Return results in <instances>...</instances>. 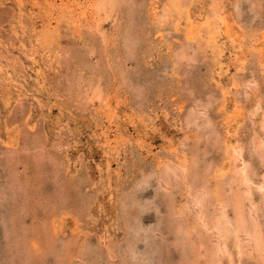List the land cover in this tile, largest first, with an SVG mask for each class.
<instances>
[{
  "label": "bare ground",
  "instance_id": "obj_1",
  "mask_svg": "<svg viewBox=\"0 0 264 264\" xmlns=\"http://www.w3.org/2000/svg\"><path fill=\"white\" fill-rule=\"evenodd\" d=\"M244 1L249 3V9H251L252 13H254L253 11H255L256 8H260L258 7L260 0H230V2H228V0H13V3L18 9L16 8L17 11H14L16 15L12 17L13 20L15 19L16 25L12 24L11 32H13V34L11 35L16 38L18 37L17 42L19 43L15 44H19V47L17 46V51L19 53L12 55V60H17L19 62L12 63L13 61H10L11 58H6L3 53L0 55V103L9 113L13 111L15 105H20L22 103L21 99L24 97H26L28 102L32 103V106L23 114V117L11 119V121L8 120L9 123L4 118L7 136L5 139L1 137L0 142L4 145L7 153L11 152L13 154V152L16 151L15 149L21 146L20 143L22 139L27 140L31 144L32 149H36L35 152L38 157L50 159L49 161L52 162L53 165L61 166L64 164V171H67L70 166L71 168L74 167V171H78L76 170L78 163L81 164V161L85 160L82 159V156H80V158L75 157V155L72 156L69 149V141L61 136L63 131H66L64 128H66L68 124V120H66L68 117L67 114H74L75 111H78L79 121L85 118L88 122L86 124L89 127L90 124L92 125V130L90 129L91 127L88 129L95 135L93 141L94 143L96 141V150L99 151L100 154V158L96 162H92L95 163L96 174H98L96 176H99L98 180H104L102 185L105 184V186L108 187L110 185V189L107 188L109 192L112 188V179L119 180L121 177H125L123 174V165L128 147H133L138 152H145L147 155L150 154L154 163L150 169L139 173L140 175L133 182V188L147 185L150 178L154 176L158 183V187L163 189L165 193H169L170 196L171 187H173V189L175 188V190L176 187L180 188V195L183 196L184 200L182 201L181 199L176 202V204H178L171 207V209H173V212L172 210L171 212L173 214L172 217L176 219V221L179 220L176 223L177 233L180 235V239L188 242L190 254L191 251L193 252V259L187 261L185 264H244L248 259L254 261V264H264V94H262L263 96L261 95L262 91H260L259 86L261 79L260 75L264 73V26L255 27L252 25V21L254 20L253 14H250L251 16L248 17L243 16L245 15L244 13H246H243L245 9L241 8V5L245 4L243 3ZM258 10L259 9H257V12ZM262 11L264 10H261V12ZM37 25L38 27H36ZM25 33L29 41H24L26 37ZM0 35L3 36V34ZM63 37L68 40V42H71L70 45L73 42L76 43V45L73 43L74 47L78 46L77 48L80 51L78 54H70L72 57L70 60L67 58L68 54L65 53L72 52L76 49L70 50L72 45L70 49H68V47L65 49L59 42L61 40L60 38ZM2 42L0 43L1 48H3V46L5 47V44L3 45ZM11 46L13 47V45ZM4 49L6 50V48ZM197 49L200 50L202 58L208 59H206L208 64L205 67L207 70L204 73L208 72L207 75H209V77H206V75L204 77L207 79L204 78L203 80L205 81L206 79L208 81V78L211 77V81H209L219 90H217L219 95L216 97L219 101H217L219 103V116H216L220 117L223 115L224 118L221 124L225 126L224 130L222 129L223 132L220 133L219 125L216 127L212 119L207 116L206 113L212 111L209 105H211L215 99L212 98V95H207L205 90L204 92L201 91L202 89L199 88L200 84L198 83L199 87L197 88L200 89L198 92L206 93L207 96L202 93V97L204 95L205 99L202 101L200 100L199 104L196 103L192 105L190 103L192 106L189 107L188 105V107H186L189 108L187 112H185L186 110H182L184 106L182 105L183 101L181 104H177L178 107H173L175 115L169 114V107V111L165 109L164 112H160V117L167 120L168 125L163 129H160V126V128L158 127V129H160L158 131L160 142L158 145L154 146L149 130H153L152 125H154L155 122L149 119V116H145L146 112L136 114L137 108L135 110L136 105L138 107H143L146 103V96L151 94L147 95L150 92L149 89H152V86H147L149 81L147 82V80L145 81L141 78V80L139 78L132 80L129 73L134 71V74L137 76L140 72L137 70L136 66L145 68L147 64L152 65L153 59L158 57L162 58V56L171 57V55L174 57L172 60L175 59L173 63L177 66V71L181 62L186 63L187 67L191 64L194 65L196 61L195 51ZM226 49L228 51L227 54L225 51ZM164 53L166 55H163ZM19 54H21V56ZM250 57H252L253 60L250 61ZM128 60H133L134 63L127 64ZM168 60L171 62L170 58H168ZM24 61H28V63ZM69 61L75 64L72 70L64 75L68 76V80H70L73 86L65 89V92L63 91L66 95L64 96L62 93L56 91L57 89L54 90L53 86L49 84L52 82L53 78L50 75L59 73V66L68 69V64L71 63ZM166 62L168 61L166 60ZM109 66L112 71L111 75L107 72ZM87 67L91 69L90 73L86 71ZM164 67L167 68L166 66ZM247 69L249 70V75L246 73ZM169 70L171 69H168V71ZM186 72H188V70ZM196 73L201 72L198 71ZM257 73H259V76ZM145 74H147V72L144 71V75ZM175 75L174 78H176ZM197 75L201 81L200 76L202 74ZM60 76L61 75H59V77ZM195 77H197L196 74ZM177 78L178 80L180 79L178 76ZM28 79L31 80V84L26 85ZM185 81L186 87L192 89V84L194 82L191 83L192 80L189 81L188 78L185 79ZM179 83H181V81ZM173 87L175 89L176 85ZM182 89L181 91H183ZM193 89H195V86ZM186 91L187 90H185V92ZM231 91L233 93H231ZM154 93L152 92L151 95ZM193 93L197 94L194 90ZM211 93H213V90ZM150 96L148 99L152 97ZM156 96L158 97V95ZM166 97L167 96H165V98ZM197 99L199 101L200 98ZM228 100L232 101L230 106L227 103ZM193 101L195 100L192 99L191 102ZM156 102L157 100L155 103ZM163 103H165V101ZM121 105H123V109L120 113ZM145 105L147 106V104ZM145 105L144 107H146ZM45 107H47L46 111ZM52 109L57 111L53 117L55 120L52 122L53 146L47 147L48 145H45L47 143L49 144V140L47 141L45 139H47L49 135L45 134V128L41 132H38L37 121H39V116L37 112H39L40 117L43 119L44 117H48L45 115V112L51 114ZM209 109L211 111H209ZM206 110L208 111L206 112ZM64 115L65 118H63ZM210 115H212V112ZM156 116H158V114H156ZM221 120H219V122ZM246 125L249 127L250 131L247 138L248 141L241 136L242 129ZM151 127L152 129H149ZM37 134H40V136ZM65 134L67 138H70L71 141L74 142L75 146L78 145L80 139L75 137L78 135V132H71L68 130ZM41 137L45 139L43 140ZM202 138L206 141L207 138H212L213 141H211V143L215 141V143L217 142L221 145V155L219 158L198 159L195 152L189 153L187 149H185L187 142L193 140L197 145ZM56 143L59 144L55 145ZM28 148L31 149L29 145ZM87 149L89 153H92L89 147ZM215 149L217 150L218 148L214 147V151ZM135 150L131 152L135 153ZM205 150L206 149H204V151ZM136 156L137 155H135V157ZM254 161L257 163H254ZM34 164L40 165V161H35ZM137 165H139V163ZM258 168H260L261 171L258 172ZM74 176L75 173H72L68 177L72 180L76 178ZM17 182L18 180L14 178L11 183L14 187H17V190L20 189L24 192V187L21 184L19 186ZM19 182L21 183V181ZM0 190L2 191V189ZM100 192L101 191H99V193ZM255 193H257L258 198L255 197ZM111 196L113 195L110 194L108 198ZM130 197L134 200V191L131 192ZM171 198L172 196L170 199ZM59 199L63 200V196L58 199L55 197V199L51 200L49 205L45 206V208H47L45 211L48 212V215L43 214V216L47 215V217H45L46 219L41 217L43 221H39L42 223L47 235L39 236L36 233L35 227L39 229L40 227L38 225L41 223L36 224L37 222L33 220L35 217L37 219L38 215L32 219L34 224H32L31 227L33 229L31 230L29 227L30 223L25 224V222H23L24 220H21V225L24 224L25 226L19 228L21 229L18 231L20 237H17L16 240L13 239L12 241L8 230L3 227V229L6 230L4 231V235L7 243V252L10 257H18V255L21 254L22 248L28 249L32 254L42 257L45 247L46 255L47 253H54V264H75V261L73 262L72 259H70L73 255L69 253L70 244L73 243L71 239L75 237L76 241H78L76 237H80L81 235L88 236V231H90V229L87 227L92 226H84V224H80L82 221L79 223L77 219L73 220V225L66 224L65 216H63L65 212L61 210V208L67 209L68 205L64 204V200H61L62 202L59 201L61 203L60 209L58 208L59 211L58 209L56 210V205L58 204L57 200ZM148 204L149 203H147V205ZM159 204L161 205V203ZM121 206L124 207L123 205ZM137 206L140 207V204ZM141 210L139 208L138 211L140 212ZM56 212L58 214H56ZM120 212L121 210L119 211V216ZM66 213L68 214L69 212L67 211ZM12 214L13 213L10 215L9 213L10 217H5L6 219H11L10 223L15 220L14 214L16 215V213ZM115 215H117V213ZM118 215L117 217L119 219ZM121 215H123V213ZM124 216L121 218H124ZM128 216H130V214ZM84 217L86 216L84 215ZM17 218L18 216L16 215V220ZM134 220L137 222L129 225L133 232L139 233L140 230L146 232L149 225L146 226L147 228L145 226L141 227L139 223L140 220L135 216ZM122 221L120 223H123ZM120 223L118 222V224ZM104 224L105 223H103V225ZM121 225L124 226V224ZM12 226L18 228V225L14 222ZM155 226L157 227V225H153V227L149 226V228L151 227L149 231L155 232ZM69 227L70 232L68 234L71 239L62 240L61 246L58 247L56 244V237L59 233H64L66 228ZM40 229L42 230L43 228ZM158 229L159 228H157V230ZM41 230H38V232L41 233ZM126 230H128V228ZM129 231H131L130 228ZM109 232L110 231H108L105 226L103 231L101 230L102 235H98V240L105 245L107 248L105 249L108 254L107 256H110L112 259L116 250L123 249L122 247L125 246V241L126 243L130 242L131 236L130 239L128 238L123 242L115 241L116 244L111 242V234ZM151 232L148 233L150 234ZM90 235L92 234L90 233ZM168 235L167 237H169ZM113 236H115V234ZM155 237L157 236L154 235L153 239H156ZM150 239L152 240V238ZM145 240L148 241L147 238H145ZM165 241H167V239ZM170 241H173V238L172 240L170 239ZM79 242L78 249H80V252H82L81 250H83L84 247H88L89 244H91V242L89 243L87 240L85 241V239ZM97 242L96 244L99 243ZM157 244L158 250L159 243ZM153 247L154 245L152 248ZM157 250L154 251L155 254ZM96 251L98 252V250ZM141 251L143 252L144 250ZM131 252H133V250ZM23 253H25V251H23ZM77 254H74L75 257H80ZM155 254L152 253V256L155 257ZM144 255L146 258L148 254L145 253ZM27 256L29 257V255ZM140 257L139 255L138 258ZM143 257L142 255L141 259ZM148 257H150V255ZM158 258L159 255L157 256V259ZM94 259L95 261L97 260L96 258ZM149 260L152 261L150 258ZM115 262H110V264H115ZM11 263H13L12 260Z\"/></svg>",
  "mask_w": 264,
  "mask_h": 264
},
{
  "label": "rangeland",
  "instance_id": "obj_2",
  "mask_svg": "<svg viewBox=\"0 0 264 264\" xmlns=\"http://www.w3.org/2000/svg\"><path fill=\"white\" fill-rule=\"evenodd\" d=\"M228 2H230V0H228ZM2 3V4H1ZM243 3L245 4H242L241 5V8L245 9L243 11L246 12L244 13L245 15H243L244 17H248V16H251L253 14L254 16V20L252 21V25H254L255 27H259V26H264V11L261 12V10H264V0H260V4L258 5V7L260 8H256L255 11H253L254 13L251 12V9L250 8V5L247 1H244ZM247 3V4H246ZM11 6H10V5ZM2 5V6H1ZM4 5V6H3ZM249 6V7H248ZM7 8V9H6ZM9 8V9H8ZM12 8V9H11ZM16 5L13 3V0H0V34H3L0 35V43L2 42L3 40V45L5 44V47L3 46V48L0 47V55L5 54V57L7 58H11L10 61L12 62V55L16 54V53H19L17 51V48L19 47V44H15V43H19L17 42L18 41V37H13V32L12 31V24L16 25V22L13 20V16H15L16 12H14L15 10L17 11L16 9ZM242 9V10H243ZM257 9L258 12H257ZM248 10V11H247ZM250 10V12H249ZM193 12V11H192ZM256 12V13H255ZM10 14V15H9ZM251 14V15H250ZM259 14V15H258ZM6 15V16H5ZM11 16V17H10ZM261 17V18H260ZM4 18V20H3ZM256 18V19H255ZM26 19V18H25ZM30 20V19H29ZM32 20V19H31ZM260 21V22H259ZM257 22V23H256ZM263 25H262V24ZM18 26V24H17ZM38 27V25L36 26ZM7 31H6V30ZM2 32V33H1ZM8 32V33H7ZM28 33V32H26ZM25 33V34H26ZM16 38V39H15ZM10 39V40H9ZM61 40L59 41L60 44L63 45V47H65V49L68 47V49L71 48V45H72V48L70 50H74L72 52H66L65 54H68L67 55V58H69L68 60H70L71 55L70 54H78L80 51L79 49L77 48L78 46H75L74 47V44L76 45V43H72L70 45L71 42H68V40H66L64 37L63 38H60ZM24 41H29L27 40V34H26V37L24 38ZM11 42V43H10ZM28 43V42H27ZM13 45V47L11 46ZM65 45V46H64ZM69 45V46H68ZM18 46V47H17ZM74 47V48H73ZM6 48V50L4 49ZM16 48V49H15ZM9 49V50H8ZM69 50V51H70ZM229 50V49H228ZM226 51V54H227V49L225 50ZM13 52V53H12ZM75 52V53H74ZM165 52V51H164ZM196 54H195V58H196V61L194 62V65L191 64V65H188L187 67V64L186 63H180V66H178L179 68L177 69L176 71V68L177 66L175 65V63H173L175 59L172 60V58H174L172 55L171 57H168V56H162L161 57H158V58H155L153 59L154 61L152 62V65L150 64H147L145 66V68H143L142 66H136L137 70L140 72L137 76L136 74H134V71L132 73H129L132 77V80H136L137 78H141L142 80H147V82L149 81V83H147V86L149 85V87H151L152 89L150 90L149 89V93L147 95H149L150 93L152 94V92L154 93L153 95H151L152 98L150 95L151 98L148 99L149 96H146L147 97V100L149 101H145L147 104L146 107H138L136 105L135 107V110L137 108V112L136 114H140V113H145V116H149V119L153 120L154 122V125L153 126V132L151 130L150 131V136H152V142L154 143V146L155 145H158V143L160 142L159 141V135H158V131L160 129H163L165 127H167L168 125V121L165 120L164 118H161L160 115L161 113L160 112H164L165 109L166 111H169V114L171 115H175L174 113V106H177L179 104L182 103V105H184L182 107V110L187 112V110H189V108H186L190 106H192L193 104L195 105L196 103L199 104L200 100H204L205 99V96L203 95L202 97V93L204 92V90L206 91L207 95H212V98L215 99L213 102L211 103V105H209V108L212 110L209 109V111L212 112V115H210L211 112H208L206 113L208 117H210V119H212V121L215 123L216 127L218 126L219 127V131L220 133L223 132L224 130V125L221 124V122L223 121V115H221L220 113V117L219 116V112H218V109H219V101L216 99L217 95L218 94V89L217 87H215V85H213V83H211V77L208 78L209 80L207 81L206 77H209V75H207V73H204L206 72L207 68H205L208 64V59L207 58H202L201 56V52L200 50H196L195 51ZM199 52V53H198ZM11 53V54H10ZM10 55V56H9ZM21 56V54H19ZM163 55H166L165 53ZM200 55V56H199ZM167 57V58H166ZM168 58L171 59V62L168 60ZM205 59V60H204ZM207 59V60H206ZM73 60V59H72ZM166 60L168 62H166ZM198 60V61H197ZM250 61L253 60L252 57H250L249 59ZM159 61V62H158ZM164 61V62H163ZM200 61V62H199ZM18 63L19 61L15 60L13 61L12 63ZM24 62H27L28 61H24ZM71 62V61H69ZM171 64H170V63ZM186 62V61H185ZM198 62V63H196ZM203 62V63H202ZM131 63H134L133 60H128L127 61V64H131ZM75 63L71 62L68 64V69H64L62 67H58L59 69V73H54V74H51L50 76L53 77L52 78V82L49 83L51 86H53V89L58 91L59 93H62L64 96H66L63 91L65 92V89H67L68 87L70 86H73L71 83H70V80H68V76L64 75L65 73L68 74L70 70H72V67ZM171 66H169V65ZM182 64V65H181ZM186 64V65H184ZM197 64V65H196ZM199 64V66H198ZM162 65V66H161ZM173 65V66H172ZM176 67H175V66ZM202 65V66H201ZM144 66V65H143ZM152 66V67H151ZM164 66H166L167 68H165ZM184 66V67H183ZM201 66V67H200ZM170 67V68H168ZM182 68V69H181ZM194 68V70H193ZM156 69V70H155ZM159 69V71H158ZM168 69H171L168 71ZM173 69V70H172ZM175 69V70H174ZM188 72H186L187 70ZM204 69V70H203ZM90 68L87 67L86 68V71H88V73H90ZM161 70V71H160ZM182 70V71H181ZM144 71L147 72V74L144 75ZM175 71V72H174ZM201 72V73H196V72ZM108 74L111 75L112 71L110 70V66H109V69H108ZM164 72V73H163ZM174 72V73H173ZM169 73V74H168ZM176 73V78L177 76L180 78L178 80H176L175 82V79L174 78V75ZM248 73L247 75H249V70L247 69V72ZM156 74V75H155ZM168 74V75H167ZM187 74V75H186ZM195 74L197 77H195ZM197 74H202L200 76L201 78V81L199 79V76ZM205 74V75H204ZM258 76H259V73H257ZM59 75H61L59 77ZM89 75V74H88ZM165 75V76H164ZM207 75V76H206ZM246 75V76H247ZM87 76V75H86ZM139 76H142V77H139ZM168 76V77H167ZM184 76V77H183ZM192 78H191V77ZM206 76V77H204ZM153 77V78H152ZM264 73L262 75H260V91L261 92V95L264 94L263 90H264ZM161 78V80H160ZM167 78V79H166ZM170 78V79H169ZM173 78V79H172ZM189 79L192 80L191 83L192 84V89H189L188 87H186V81L185 79ZM204 78L205 81L203 80ZM31 79V78H30ZM28 79L27 84H31V80ZM140 79V80H141ZM167 81H166V80ZM172 79V80H171ZM195 79V80H194ZM153 80V81H152ZM156 80V81H155ZM160 80V81H159ZM169 80H171L170 82H168ZM197 80V81H196ZM69 81V82H68ZM152 81V82H151ZM163 81V83H162ZM166 81V82H165ZM181 81V83H179ZM199 81V82H198ZM204 81V82H203ZM158 82V84H157ZM168 82V83H167ZM206 82V83H205ZM196 83V84H195ZM200 84V87L198 86ZM204 85H203V84ZM153 84H156V85H153ZM164 84V85H163ZM169 87H167L166 86ZM185 86H184V85ZM203 86H202V85ZM207 84V85H206ZM151 85V86H150ZM161 85V86H160ZM175 89L173 86H175ZM178 85V86H177ZM180 85V86H179ZM210 85V86H209ZM212 85V86H211ZM55 86V87H54ZM159 86V87H158ZM166 86V87H165ZM182 86V87H181ZM195 86V89H193ZM186 87V88H185ZM201 88L203 92H198V90L200 91L199 88ZM205 87H210V88H205ZM179 88V89H178ZM184 91H181V89ZM185 88V89H184ZM191 88V87H190ZM216 88V89H214ZM166 89V90H165ZM207 89V90H206ZM158 90V91H157ZM163 92H162V91ZM180 90V91H179ZM185 90H187L185 92ZM191 90H192V93H191ZM193 90L195 92H197V94L193 93ZM210 90V91H208ZM213 90V93H211ZM215 90V92H214ZM218 90V91H217ZM89 91V90H88ZM157 91V92H156ZM177 91V92H176ZM162 92V93H161ZM168 92V93H167ZM173 92V93H172ZM180 92V93H179ZM189 92V93H188ZM159 93V94H158ZM182 93V94H181ZM188 93V94H187ZM201 97H200V95ZM206 93H203L206 95ZM231 93H233L231 91ZM158 95V97L156 95ZM168 94V95H167ZM181 94V95H180ZM186 94V95H185ZM192 94V95H191ZM216 96H215V95ZM188 95V96H187ZM206 95V96H207ZM234 95V94H233ZM164 96V97H162ZM165 96H167L165 98ZM183 98H182V97ZM263 96V95H262ZM170 99H169V98ZM195 97V98H194ZM215 97V98H214ZM157 98V99H156ZM176 98V99H175ZM181 98V99H180ZM197 98H200L199 101ZM164 99V100H163ZM173 99V100H172ZM192 99H194L195 101L191 102ZM22 103L19 105H15L12 109L13 111L11 113H9L7 111L6 108H4L2 106V104L0 103V139L1 137H3L4 139L6 138L7 136V131L5 129V122H4V118L8 121H11V119H15V118H20V117H23V114L28 111L30 109V107L32 106V103L28 102L26 97L22 98ZM151 100V101H150ZM157 100V102L155 103V101ZM165 101V103L162 102ZM181 100V101H180ZM161 101V102H160ZM218 101V102H217ZM156 104H154V103ZM172 102V103H171ZM180 102V103H179ZM217 102V104H216ZM150 106H149V104ZM152 103V104H151ZM159 103V104H158ZM192 105H191V104ZM228 105L230 106L232 101L228 100L227 101ZM154 104V105H153ZM163 104V106H162ZM170 104V105H169ZM176 104V105H175ZM178 104V105H177ZM216 104V105H215ZM161 105V106H160ZM153 106V107H152ZM160 106V107H159ZM216 106V107H215ZM149 107V108H148ZM151 107V108H150ZM155 107V108H154ZM160 109H158V108ZM164 107V109H163ZM168 107H169V110H168ZM218 107V108H217ZM47 107H45V111L47 110L46 109ZM142 108V109H141ZM146 108V109H144ZM157 108V109H156ZM214 108V109H213ZM123 109V105H121V108H120V113ZM139 109V110H138ZM217 109V110H216ZM146 110V111H145ZM150 110H153V111H150ZM218 112L216 113L215 112ZM154 111H155V114H154ZM159 111V112H157ZM208 110H206L207 112ZM148 112V114H147ZM157 112V113H156ZM55 113H57V111L55 109H52V112L51 114H49V112H45V115H47L48 117H44L42 119V117H40V114L39 112H37L39 118L37 121V127H38V132H41L44 128H45V131L47 135H49V137L47 139L45 138H42L43 140H49V144L47 143L45 146L47 147H50V146H53V143H52V139H53V120H55L54 115ZM152 114V115H151ZM156 114H158V116H156ZM50 115V116H49ZM75 117H73V116ZM218 115V116H216ZM69 118H68V117ZM67 118L66 120H68V124H67V127L64 128L66 129V131L70 130L71 132H78V135L75 136V137H78L80 139L78 145H74V142L71 141L70 138H67L66 137V134H65V130L63 131L62 133V138L64 139H67V141H69V149H70V153L72 154V156L75 155V157H78L80 158V156H82V159H84L85 161H81V164L78 163L77 167H76V170L78 171H74L72 167L70 166V168L67 170V171H64L65 169L64 168V164H62L61 166H57V165H53L52 162H50L48 159L46 158H40L37 156V153L35 152L36 149H32V146L31 144L27 141V140H23L21 141V146L17 147L13 152V154L11 152H8L6 151L4 145L2 144V142H0V189H2V191L0 192V264H54V253H47L46 255V249L44 247V250H43V258L41 256H38V255H34L32 254L30 251H28V249H23L21 250V254L18 255V257H10V255L8 254L7 252V247H6V241H5V235H4V231L8 230L10 236H11V239L13 241V239H17V237H20V234H19V228H21L22 226H25L24 224L21 225V220L23 222H25V224H29L30 223V230L33 229L31 226L34 222H37L36 224H40L43 220L41 217H47L48 215V212L45 211L47 208H45L46 205H49L51 200L52 199H55V197L58 198H61V196H63V200L65 201L64 204L68 205V208L67 209H62L61 210H64V215L65 216V223L68 224V225H73V220L74 219H77L79 220L78 222L81 223L80 224H84V226H92V227H87L88 229H90V231H88V236L87 235H84V236H80V237H76L78 239V241H76L75 237L74 239H71L69 236V228H66L65 232L64 233H59L58 234V238L56 237V240H57V246H61V242H63L62 240H65V239H71L73 241L72 244H70V247H69V253L70 255H73L72 257H70V259H72V261L75 263V264H110V262H115V264H185L187 261H191L193 259V256H192V251H191V254H190V249H189V243L186 242V241H182V239H180V235L177 233V223L179 220L176 221V219H174L172 217V212H173V209H171V207L173 205H177L176 202H178L179 200L182 199V201L184 200L183 199V196L180 195V188L179 187H176V190L175 188L171 190V196L172 198L170 199V194L167 192L165 193V191L163 189H161L160 187H158V183L155 179V176L154 177H151L150 178V181L147 183V185L145 186H141V187H134L133 188V182L136 180V178L140 175L139 173L141 171H147L148 169H150L151 166H153L152 164L153 163V160L151 159V155L150 154H146L145 152H138L136 151L133 147L131 148H127V155L125 156L124 158V165H123V174H124V178L121 177L119 180H115V179H112V182L114 183H111V191L109 192V190L107 188L110 189V185L109 187L108 186H105L102 185L104 180H98L99 176H96L98 174L97 171H96V168H95V163L93 162H96L99 158H100V154H99V151H97V147L95 146L96 145V141L94 143V139L93 137L95 138V135L94 133H92V125L90 124V127L86 124L88 123L87 122V119L85 118H82L80 121H79V118H78V111H75L74 114H67ZM152 116V117H151ZM212 116V117H211ZM37 117V116H36ZM65 118V115L64 117ZM72 118V119H71ZM218 119V120H216ZM222 119V120H221ZM256 119V118H255ZM157 120V121H156ZM161 120V121H159ZM217 122H215V121ZM219 120H221L219 122ZM8 121V123H9ZM51 121V122H50ZM148 122V121H147ZM160 123V124H159ZM47 127H46V126ZM166 125V126H165ZM87 126V127H86ZM161 128H160V127ZM158 127L160 129H158ZM223 127V128H221ZM90 128V129H88ZM149 129H152L149 128ZM223 129V130H222ZM132 130V129H131ZM37 131V130H36ZM169 131V130H168ZM89 132V133H87ZM171 133V131H170ZM250 133L249 131V127L246 125L244 126V128L242 129V132H241V136L242 138L246 139L248 138V134ZM64 134V135H63ZM155 134V135H154ZM247 134V135H246ZM40 136V134H37ZM89 135V136H88ZM38 136V137H39ZM74 136V135H73ZM158 138H157V137ZM84 137V138H83ZM174 137V135H173ZM86 138V139H85ZM91 138V139H90ZM89 139V140H88ZM204 138H202L200 140V143L199 144H195V142L193 140L187 142L186 146H185V149H187V151L190 153V152H195L197 154V158L198 159H204V158H214V159H217L220 157L221 155V145L218 144L217 142L215 143L211 141L212 138H207V141L206 140H203ZM158 141V142H157ZM248 141V140H247ZM51 142V143H50ZM193 142V143H192ZM208 142V143H207ZM29 143V144H28ZM85 145H84V144ZM202 143V144H201ZM204 143V144H203ZM26 144V145H25ZM59 143H56L55 145H57ZM89 144V145H88ZM190 144V145H189ZM194 144V145H193ZM214 144V145H213ZM28 145L31 147L28 148ZM54 145V147H55ZM199 145V146H198ZM27 146V147H26ZM73 146V147H72ZM196 146V147H195ZM75 147V148H74ZM90 148V150L92 151V153H89L88 152V149L87 148ZM191 147V148H190ZM214 147L218 148L217 150L215 149L214 151ZM81 148V149H80ZM29 149V150H28ZM204 149H206L204 151ZM220 149V151H219ZM20 150V151H19ZM130 150V151H129ZM135 150V153L134 152H131V151H134ZM202 150V151H200ZM59 151V150H58ZM198 151V152H197ZM137 152V153H136ZM207 152V153H206ZM217 152V153H215ZM7 153V154H6ZM76 153V154H74ZM202 153V154H201ZM219 153V154H218ZM134 154V156H133ZM145 154V155H144ZM215 154V156H214ZM217 154V156H216ZM131 155V156H130ZM135 155H137L135 157ZM99 156V157H98ZM87 159H86V158ZM132 157V158H131ZM147 157V158H146ZM134 158V159H133ZM145 158V159H143ZM131 161H130V160ZM137 159V160H136ZM141 160V161H140ZM150 160V161H149ZM152 160V161H151ZM256 160V159H255ZM37 162V161H40V165H35L34 162ZM93 161V162H92ZM149 161V162H148ZM257 161V160H256ZM256 161H254V163H257ZM127 162V163H126ZM139 165H137L138 163ZM148 164H147V163ZM152 162V163H151ZM94 165H93V164ZM136 163V164H135ZM151 163V164H150ZM128 164V165H127ZM132 166H131V165ZM144 164V165H143ZM131 167H130V166ZM56 166V167H55ZM146 168H145V167ZM257 166V164H256ZM80 167V168H79ZM138 167V168H137ZM258 167V166H257ZM135 168V169H134ZM37 169V170H36ZM140 169V170H139ZM259 169V170H258ZM258 172L261 171L260 168H258ZM138 172V173H137ZM72 173H75V176L76 178H73L72 180L69 179V175L72 174ZM69 174V175H68ZM84 174V175H83ZM14 176V177H13ZM81 176V177H80ZM12 177V178H11ZM83 177V178H82ZM134 177V178H133ZM16 179L19 181H21V183L17 182V184L20 186V184L24 187V192H22L20 189L17 190V187H14V185H12V179ZM88 179V180H87ZM122 179V180H121ZM154 179V180H153ZM8 180V181H7ZM87 180V181H85ZM94 180V181H93ZM133 180V181H132ZM83 181V182H81ZM99 181V182H98ZM156 181V182H155ZM93 182V184H92ZM96 182V183H95ZM151 182V183H150ZM78 183V184H77ZM100 185H99V184ZM81 184V185H80ZM130 186H129V185ZM93 185V186H92ZM98 185V186H96ZM118 185V186H117ZM92 186V188H91ZM100 186V187H99ZM117 186V187H116ZM14 187V188H13ZM114 187V188H113ZM146 187V188H145ZM10 188V189H9ZM13 188V189H12ZM91 188V189H90ZM94 188V189H93ZM133 188V189H132ZM4 189V190H3ZM113 189V190H112ZM130 189V190H129ZM132 189V190H131ZM139 189V190H138ZM143 189V190H142ZM115 190V191H114ZM142 190V191H141ZM156 190H159V191H156ZM175 190V191H174ZM99 191H101L99 193ZM122 191V192H121ZM134 191V200H132V198L130 197V194L131 192ZM174 191V192H173ZM6 192V193H5ZM96 192V194H95ZM104 192V193H103ZM108 192V193H106ZM118 192V193H117ZM164 194H163V193ZM173 192V194H172ZM179 192V194H178ZM3 196H2V194ZM24 193V194H22ZM106 193V194H105ZM117 193V194H116ZM123 193V194H122ZM138 193V195H137ZM154 193V194H153ZM7 196H6V195ZM98 194V195H97ZM100 194V195H99ZM112 194L113 196H111L110 198L109 195ZM119 194V195H118ZM127 194V195H126ZM160 194V195H159ZM106 195V196H104ZM117 195V196H116ZM119 196V197H118ZM144 196V198H143ZM179 196V197H178ZM85 197V198H84ZM87 197V198H86ZM91 197V198H90ZM94 197V198H93ZM101 197V198H100ZM115 197V198H113ZM123 197V199H122ZM147 197V198H146ZM162 197V198H161ZM178 197V198H177ZM182 197V198H181ZM255 197L258 198V195L257 193H255ZM90 198V199H89ZM161 198V199H160ZM180 198V199H179ZM82 199V201H81ZM95 199V200H94ZM153 199V200H152ZM177 199V200H175ZM62 200V199H61ZM60 199L57 200L58 201V204L56 205V210L61 206V203L62 202ZM92 200V202H91ZM94 200V201H93ZM60 201V202H59ZM140 203H139V202ZM26 204H25V203ZM28 202V203H27ZM117 202V203H115ZM119 202V203H118ZM146 202V203H144ZM161 203V205L159 203ZM22 203V204H21ZM88 203V204H87ZM133 203V204H132ZM147 203H149L150 205H156L155 207L154 206H149L147 205ZM181 203V202H180ZM82 204V205H81ZM98 204V205H97ZM100 204V206H99ZM108 204V205H107ZM135 204V205H134ZM140 204V207L137 206ZM144 204V205H142ZM12 205V206H11ZM30 205V206H29ZM37 205V206H36ZM85 205V206H84ZM111 205V206H110ZM118 208H117V206ZM121 205H123L124 207H122ZM20 206V207H19ZM28 206V207H27ZM84 206V207H83ZM89 206V207H88ZM96 206H97V209H96ZM137 206V207H136ZM165 206V207H164ZM2 207V208H1ZM19 207V208H17ZM63 207V206H62ZM70 207V209H69ZM87 207V208H86ZM101 209H100V208ZM109 207V208H108ZM114 207V208H113ZM116 207V208H115ZM145 207V208H144ZM15 208V209H14ZM27 208V209H26ZM86 208V209H83ZM99 208V210H98ZM120 208V209H119ZM136 208V209H135ZM142 210L139 212L138 210ZM24 209V210H23ZM34 209V210H33ZM60 209V208H59ZM58 209V211H59ZM117 209V210H116ZM119 209V210H118ZM123 209V210H122ZM17 210V211H16ZM30 210V211H29ZM95 212H94V211ZM107 210V211H106ZM115 210V211H114ZM121 210L120 212V216L118 215L119 214V211ZM170 210V211H169ZM172 210V212H171ZM13 211V212H12ZM22 211V212H21ZM25 211V212H24ZM28 211V212H27ZM32 211V212H31ZM35 211V212H34ZM57 211V212H58ZM69 212L68 214L66 212ZM81 211V212H80ZM90 211V212H89ZM99 213H97V212ZM104 211V212H103ZM113 211V212H112ZM19 212V213H18ZM56 212V214H58ZM77 212V213H76ZM84 212V213H83ZM117 215L119 216V219L117 217V215H115L116 213ZM8 213V214H7ZM11 213H16V215L18 216L17 220H16V215L14 214V218L15 220L12 221V223L14 222L16 225H18V228L15 227V226H12V223L11 222V219L9 220L8 218L6 219L5 217H10ZM24 213V214H23ZM26 213V215H25ZM72 213V215H71ZM74 213V214H73ZM86 213V214H85ZM91 216H90V214ZM106 213V214H105ZM123 213V215H121ZM125 213V214H124ZM141 213V214H140ZM171 213V214H170ZM12 214V215H13ZM20 214V215H18ZM29 214V215H28ZM36 214V215H35ZM41 214V215H40ZM43 214H47L46 216ZM70 214V215H69ZM81 214V215H79ZM96 214V215H95ZM108 214V216H107ZM130 214V216H128ZM134 214V215H133ZM38 215V216H37ZM74 215V216H73ZM84 215L86 217H84ZM99 215V216H97ZM125 215V216H124ZM137 215V216H136ZM21 216V218H20ZM37 216V219L36 217ZM70 216V217H69ZM81 216V217H80ZM90 216V217H89ZM106 216V217H104ZM124 218H121L123 217ZM134 216L137 217L139 221V223L141 224V227L143 226H152L153 225H157L156 229L159 228L157 230V233L156 230H154L155 232H151L149 230H151V227L147 228L146 232L143 230H140L139 233H134L132 228L129 226L130 224L132 225L133 223H136L137 221L134 220ZM35 217V218H34ZM73 217V218H72ZM92 217V218H91ZM127 219H126V218ZM34 218V220L32 221V219ZM57 218V216H56ZM72 218V219H71ZM80 218V219H79ZM84 218V219H83ZM114 218V219H113ZM130 218V219H128ZM160 218V220H159ZM20 219V220H19ZM40 219V220H39ZM46 219V218H45ZM117 219V220H116ZM125 219V220H124ZM163 219V220H162ZM42 220V221H41ZM116 220V221H115ZM123 220V221H122ZM127 220V221H126ZM133 220V221H132ZM19 223H18V222ZM32 221V222H30ZM41 221V222H39ZM120 223L121 221L123 223H120L118 224V222ZM21 222V223H20ZM109 222V223H107ZM128 222V223H127ZM163 222V223H162ZM87 225H86V224ZM101 223V224H100ZM103 223H105L103 225ZM115 223V224H114ZM153 225H151V224ZM113 224V225H112ZM121 224H124L121 225ZM163 224V225H162ZM174 224V225H173ZM96 227H95V226ZM103 225V226H102ZM159 225V226H158ZM162 225V226H161ZM40 228H43V225L42 223L40 225H38ZM42 226V227H41ZM107 227L108 231H110L109 233L111 234L110 236V239H111V242L113 243H116L115 241L117 242H123L125 241L126 239H130V236H131V240L129 243H126L125 241V246H123L121 249L122 250H116V252H114L113 256H112V259L110 256H107V251L105 249H107L105 247V245L101 242H99L98 240V237L102 235L101 233V230L103 231V228L104 227ZM109 226V227H108ZM117 226V228H116ZM119 226V227H118ZM121 226V227H120ZM164 226V227H163ZM3 227H5L6 230L3 229ZM94 227V229H93ZM162 227V228H161ZM13 228V229H12ZM38 229L35 227V230H36V233L37 235L41 236V235H47L46 233V230L44 229ZM120 228V229H119ZM125 228V230H124ZM128 228V230H126ZM129 228L131 229V231H129ZM170 228V229H169ZM176 228V229H175ZM123 229V230H122ZM38 230H41V233L38 232ZM114 230V231H113ZM45 233H44V232ZM96 232V233H93V232ZM18 232V233H16ZM125 232V233H124ZM148 232H151L150 234ZM44 233V234H43ZM90 233L92 235H90ZM143 233V234H142ZM146 233V234H145ZM148 233V235H147ZM156 233V234H155ZM13 234V236H12ZM115 234V236H113ZM120 236H118V235ZM124 236L122 237L121 236ZM127 234V235H126ZM162 234V235H161ZM170 234V235H168ZM176 234V235H175ZM99 235V236H98ZM118 237H117V236ZM137 235V237H136ZM140 235V236H139ZM143 235V237H142ZM154 235L157 236L155 237L156 239H153L154 238ZM167 235L169 237H167ZM93 236V238H92ZM146 236V237H145ZM153 236V237H151ZM174 236V237H173ZM178 236V237H176ZM67 237V238H66ZM115 237V238H114ZM120 237V238H119ZM139 237V238H138ZM172 237L173 238V241H170V239L172 240ZM62 238V239H61ZM98 243L97 242V240ZM119 238V239H118ZM133 238V239H132ZM145 238H147V240H151L150 238H152L151 241H146ZM60 239V240H59ZM85 239V241L87 240L89 243L91 242V244H89V246L86 248L84 247L83 250H81L82 252H80L78 249V244L80 243L79 241H83ZM116 239V240H115ZM118 239V240H117ZM123 239V240H122ZM142 239V240H141ZM159 239V240H158ZM167 239V241L165 240ZM7 240V238H6ZM133 240V241H132ZM169 240V241H168ZM178 242H177V241ZM75 241V242H74ZM132 241V242H131ZM144 243H143V242ZM165 241V242H164ZM96 242L99 244H96ZM151 242V243H150ZM155 242V243H153ZM165 245H164V243ZM169 242V243H168ZM171 242V243H170ZM94 243V244H93ZM111 243V244H113ZM151 245H150V244ZM159 243V251L157 250V247H158V244ZM175 243V244H174ZM76 244V246H75ZM117 244V243H116ZM127 244V246H126ZM165 246H161V245ZM167 244V245H166ZM171 244V245H169ZM92 245V246H91ZM145 245V247H144ZM147 245V246H146ZM154 245V247L152 248V246ZM156 245V246H155ZM74 248H73V247ZM103 246V247H102ZM139 246V247H138ZM169 246V247H168ZM94 247V248H93ZM148 247V249H147ZM151 247V248H150ZM156 247V248H155ZM26 248V247H25ZM93 248V249H91ZM138 248V249H137ZM147 250H146V249ZM155 248V249H154ZM163 248V249H162ZM175 248V250H174ZM179 248V249H178ZM73 249V250H72ZM127 249V250H125ZM136 249V250H135ZM154 249V250H153ZM90 250V251H89ZM98 250V252L96 251ZM133 250V252H131ZM135 250V252H134ZM141 250H144L143 252ZM157 250V253L155 254L154 251ZM161 250V252H160ZM171 250V251H170ZM23 251H25V253H23ZM72 253H71V252ZM129 251V252H128ZM137 251V252H136ZM170 251V252H169ZM175 251V252H174ZM182 251V252H180ZM78 252V254H77ZM80 252V253H79ZM139 252V254H138ZM141 252V253H140ZM151 252V253H150ZM186 252V253H185ZM99 253V254H98ZM143 253V254H142ZM148 254L145 258V255L144 254ZM152 253L155 254V257L152 256ZM164 253V254H163ZM168 253V254H167ZM32 257H31V255ZM74 254H77L79 255L80 257H75ZM88 256H87V255ZM144 256L142 259V255ZM29 255V257L27 256ZM120 255V256H119ZM139 255L141 256L140 258ZM150 255V257H148ZM159 255V258L157 259V256ZM96 258L97 260L95 261V259L93 258ZM119 256V257H118ZM192 256V257H191ZM37 257V259H36ZM108 257V258H107ZM110 257V258H109ZM133 257V258H132ZM154 257V258H153ZM187 257V258H186ZM75 258V259H74ZM83 258V259H82ZM93 258V259H92ZM120 260H118V259ZM145 258V260H144ZM152 259L151 260H149ZM162 258V259H161ZM100 259V260H99ZM176 259V260H175ZM11 260L13 261V263H11ZM44 260V261H43ZM89 260V261H88ZM130 260V261H129ZM133 260V261H132ZM158 260V261H157ZM40 261V262H39ZM67 261V260H66ZM86 261V262H85ZM94 261V263H93ZM100 261V262H99ZM250 259L246 260L244 264H254V261H250ZM84 262V263H83ZM90 262V263H89ZM96 262H99V263H96ZM119 262V263H118ZM145 262V263H143ZM151 262V263H150ZM247 262V263H246ZM113 264V263H111Z\"/></svg>",
  "mask_w": 264,
  "mask_h": 264
}]
</instances>
